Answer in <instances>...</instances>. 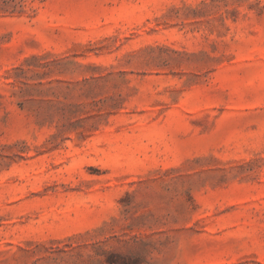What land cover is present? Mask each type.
Masks as SVG:
<instances>
[{
  "label": "rangeland",
  "instance_id": "obj_1",
  "mask_svg": "<svg viewBox=\"0 0 264 264\" xmlns=\"http://www.w3.org/2000/svg\"><path fill=\"white\" fill-rule=\"evenodd\" d=\"M0 264H264V0H0Z\"/></svg>",
  "mask_w": 264,
  "mask_h": 264
}]
</instances>
